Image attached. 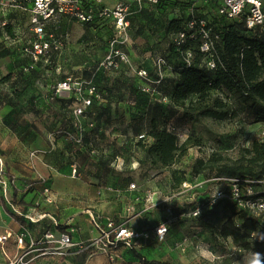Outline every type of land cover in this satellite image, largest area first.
<instances>
[{"label": "trees", "instance_id": "1", "mask_svg": "<svg viewBox=\"0 0 264 264\" xmlns=\"http://www.w3.org/2000/svg\"><path fill=\"white\" fill-rule=\"evenodd\" d=\"M203 1L202 10H199L198 6H196L197 0H160L155 4L144 3L141 8H137L138 10L134 11L130 17L131 33L134 39L138 29L137 26L133 25V17L136 13H141L143 10L147 12L151 11L150 13L153 14L157 10L166 13L169 8L176 5L180 6L182 12L168 20L166 24V31L170 34L171 38L167 53L164 56L155 55L151 57L149 67H144V61L141 58L140 64L135 63L136 54L134 52V45L132 46L134 65L136 68H144L148 73L143 81L136 74L132 73L126 65H122L118 70L110 73H114V77L118 80H123V78L132 79L141 92L154 98H160L162 102L191 110L201 109L200 114L204 116L224 118L226 115V112L222 110L226 106V103L220 96L215 97L211 103H207V99L213 91L232 94L245 107L246 114L252 121L257 122L256 124H264V26L249 29L246 26L245 15L228 17L219 12L220 0ZM132 8L135 10V7L132 6ZM192 11L194 12L193 14ZM205 12L210 14L209 19L205 18ZM193 17L198 20H204L205 24L202 25L198 21L193 28L189 27L188 22ZM92 23L107 25V39L112 36L113 26L109 20L96 16L93 20L83 24ZM22 25L21 22L20 26L22 27ZM204 31L208 32L207 36H204ZM180 33H184V37L177 44L175 38ZM7 36L9 38H6ZM12 39H18L12 24L6 26L0 24V57L10 56V59L14 58L13 60L20 61L21 72L23 74L30 72L31 75L35 71L40 72L38 70L40 64L42 66L44 64L47 70L51 69L50 66H52V69H55L56 55L59 50L51 51L49 60L53 64L49 65L50 63L46 64L43 59L34 61L25 54V38L16 42L15 45H10L9 42ZM206 41L209 44V48L204 50L202 46ZM139 49L143 55L144 47H140ZM159 60H161L160 63H158ZM100 62L95 68H86L84 71L86 75L84 73H81V75L62 74L60 78L54 79V82L45 83L44 85L48 89L42 92L40 96L25 91L17 92L13 89L7 80L11 79L14 74L10 76L9 73L10 78H5L6 76L1 77L0 81L8 85L9 88H12L10 98H14V103L16 104V108L11 111L13 112V116L25 111L20 109V107H23L22 103L24 102V104H27V107L30 106L31 108L38 106L39 101L42 100L52 103L67 113V115H63V118H61L63 127L59 128L58 131L56 130V132L51 131L54 135H57L56 138L69 139L74 146L75 152L82 148L86 150L88 158L93 160L94 163L95 161H104L108 164L107 167L109 169H116L112 163L118 157H122L125 163L127 161L138 162L139 159L136 158V155L137 149L141 147L142 143L140 141H143L142 138H149L150 140L147 145V153L152 162L155 165L160 164L164 167L178 164L191 146L199 144V141L194 140L183 128L174 124L162 127L154 116L148 123L149 125L144 128V132L140 131L139 123L135 119L122 117L115 119V115H120L122 111L119 104L113 103L114 95L118 92L111 88H109V92L105 91V88L109 87L105 82L107 78L104 76L108 71L100 67ZM210 63H213L214 66ZM26 67L28 68L27 70H25ZM69 75L91 78L98 88V93L102 96L100 100L94 97L92 104L86 108L84 114L79 118L76 117L73 111L77 103L76 97L64 98L55 93V87L58 82L66 79ZM36 79L38 83L42 82V78L38 77ZM142 83H144V89ZM169 83L172 84L171 88H168ZM193 95L198 97L195 103L192 104L194 106H186V101ZM17 104L20 106H17ZM109 104L115 105V110L111 113L108 108ZM151 106L149 105L146 108L145 118L147 119H149ZM27 111L35 112L39 119V108ZM129 111L132 113L136 111V113H140L137 115H143L144 108L133 104L129 107ZM188 113L187 111V115ZM107 114H109V117ZM102 117L112 120L129 119L133 124V132L138 134L137 138H126L125 142L121 141L123 144L121 148L117 147L114 149V152L109 153L103 145V138H98L102 131L96 122ZM30 126L41 132L38 129V125L34 122H24L20 125L22 131ZM141 134H144V137L140 138L139 135ZM121 151L125 152V155ZM247 152L252 154V156L244 159V161L234 165L222 164L216 166L215 178H226L227 180L237 178L240 180L242 186L250 185L254 188L255 192L251 197L256 198L264 195V190H262L264 189V141L253 139ZM79 155H81V152ZM77 169L80 172L79 165H77ZM203 169L204 161L202 159H199L194 164L191 177L187 175L185 170L173 168L171 172L173 187L179 190L184 182L196 184L195 180ZM215 180H217V183L222 182L221 179ZM34 181L37 183V180ZM209 184H212V182L208 183V194L202 200L197 201L194 198H190L189 202L169 201L164 203V208L162 207L163 212L167 215L170 208L172 216L175 218L169 225V230L175 221L183 223L194 222L210 236L221 238L225 244L226 240L231 238L234 245L241 247L244 251H252L253 255L259 257L264 262L261 259V256L264 254V220L251 215L235 199L223 197L213 202L211 196L213 188L211 189ZM195 187L197 189L201 186L197 185ZM190 190L186 189L187 192ZM226 191H230L229 186L226 187ZM146 199L147 196H144V202ZM155 206L161 207V202L152 207ZM198 206H203V210L199 215L194 216L189 214V212ZM152 207L148 209L144 207V230L153 231L155 226L161 222L151 226V219L148 216L151 214ZM220 211L225 216V219L220 224H214L211 218ZM16 219L22 220L18 217ZM59 227L62 231L68 230L67 226ZM121 244L123 242L119 246ZM6 246L9 249L11 244H7ZM144 264L171 263L162 260H148L144 257ZM199 264L206 263L202 262Z\"/></svg>", "mask_w": 264, "mask_h": 264}, {"label": "rangeland", "instance_id": "2", "mask_svg": "<svg viewBox=\"0 0 264 264\" xmlns=\"http://www.w3.org/2000/svg\"><path fill=\"white\" fill-rule=\"evenodd\" d=\"M203 2V0H197L196 6H198L199 10H202L201 6ZM133 7H135V10L137 9L135 5ZM150 12L143 10V12H138L133 17V25L138 27L134 39L135 43L133 44L136 54L135 63L140 64L141 58L144 61V67L150 66L151 57L155 55L164 56L167 53L171 38L170 34L166 31V24L168 20L179 15L182 10L180 6L176 5L169 8L166 13L159 12L158 10L154 14ZM204 16L207 19L210 18V14L207 12H205ZM107 30L108 26L102 23L81 24L76 21L64 20L61 22L59 28L62 48L56 55L55 69H52V66H50L51 69L47 70L44 64L43 66L40 64V68L38 69L40 72L35 71L30 75V72L26 74L21 72L20 61H12L9 58V63L4 61L3 64L0 61V65H5L6 63L11 66V70H15L9 72L10 76L11 74L16 75L15 80L11 84L13 89L17 92L25 91L40 96L42 92L48 89L44 84L54 82V79L60 78L62 74L81 75L86 68H95L107 53ZM140 47H144L143 55L140 53ZM45 63H50V60L45 61ZM52 64L50 63L49 65ZM5 66L7 67V65ZM9 73H4L5 78H10ZM104 76L107 78L105 82L109 86L105 88V91L109 92V88H111L118 92L114 95L113 103L119 104L122 111L120 115H115V119L120 117L135 119L139 123L140 131L144 132V128L149 125L148 123L154 116L162 127H168L172 124L177 125L186 130L188 135L193 137L194 140L199 141V144H194L189 148L187 154L178 164L171 167H164L160 164L155 165L147 153L149 138H142L143 141H140L142 144L137 149L136 155V158L139 159V164L135 165L138 167L135 169L130 168V170L135 172L134 179L136 183L144 182V196H156L155 200L158 197L159 202H161V207H152L150 216L147 215L151 219V226L166 219V213L162 209L165 202H189L190 198L199 201L204 199V196L208 194L207 185L209 182H212V184H209L211 189L223 186V182L221 184L215 180L216 166L222 164L234 165L244 161L246 158H250L252 154L248 153L247 149L250 147L252 140L259 139L264 141V134L262 133L264 124H256L257 122L252 121L247 116L245 107L237 100L235 95L224 94L220 91H213L211 93V96L207 99V103H211L217 96H220L226 103V106L222 109L226 112V115L224 118H217L201 115V109L191 110L182 106H173L170 103L160 101V98L144 94L130 78L118 80L114 77V73L110 72H107ZM38 77L42 78L43 83H38L36 79ZM105 82L103 81V83ZM171 87L172 84L169 83L168 88ZM197 98L195 95L191 96L186 101V106H194L192 104L195 103ZM22 104L27 110L39 108V119H35L37 117L35 112L31 113L34 116L32 120L38 121V129L40 131L56 132V130L58 131L59 128L63 127L61 118H63V115H67V113L52 103L42 100L39 101L38 106L33 108L27 107V104ZM133 104L144 108L143 115H137L140 113H136V111L134 113L129 111V107ZM149 105H152V109L150 107L151 112L149 111V119H147L145 118L146 108ZM20 109L24 110L21 107ZM187 111L189 112L188 115ZM135 140L133 141L137 142ZM119 146H114V149ZM121 152L125 155V152ZM199 159L204 161V169L197 176L195 182L196 185H200L201 187L197 189L196 187L191 188L189 192L182 187L179 190L174 188L171 176L172 169L180 168L185 170L187 175L191 177L192 168ZM70 163L71 161L67 162L69 166ZM93 163V160L89 158L86 161L83 159L82 167L95 166L100 169L108 168V164L104 161H95V165ZM132 166L134 165L132 164ZM66 181L67 185L69 182L72 183L77 192L83 190L84 186L93 185V181L87 180L83 176L70 178L67 175ZM144 204L148 205L149 203L145 201ZM74 205L76 207L74 208L75 213H78L77 211L81 208H77L75 203ZM146 206L144 205V207ZM85 209L81 212L85 213L87 208ZM69 211L71 212L73 209L71 208ZM224 219L225 216L220 211L211 218V221L214 224H220ZM63 224L65 223L60 225ZM178 224L174 225V227L172 226L171 232L168 233L162 246L164 248L161 246L157 248L160 251L159 254L154 256L157 260L168 261L171 264H199L202 262L206 264H264L259 257L253 255L252 251L243 250L238 252L233 248H229L221 238L210 236L194 222L183 223L178 221ZM177 229H179L180 233L176 232ZM180 238H182L181 242L187 238L186 243L183 245V242H180L181 247L177 244ZM178 248L181 249L179 257L177 255ZM161 251H164L163 254H161ZM149 256L151 257V255Z\"/></svg>", "mask_w": 264, "mask_h": 264}, {"label": "crops", "instance_id": "3", "mask_svg": "<svg viewBox=\"0 0 264 264\" xmlns=\"http://www.w3.org/2000/svg\"><path fill=\"white\" fill-rule=\"evenodd\" d=\"M9 57H0V61L9 63ZM5 65H0V78L4 73L13 71L11 66L6 63ZM15 78L16 75H13L7 80L8 84L11 85ZM11 90L12 88L0 81V156L7 176L15 178L13 183L7 185L0 182V235L11 233L5 243L0 242V264H8L9 257L18 250L16 235L24 231L28 233L25 239L28 244L31 240L39 239L48 229L61 230L59 226H67L68 230L74 228V240L86 242L98 234L94 219L101 222L109 218L118 221L129 219L131 228L144 230V205H147L144 204V182L136 183L135 172L130 170L137 168L135 165L138 162L125 163L122 157H118L124 161L121 168L100 169L95 166L83 168L82 162L88 158L87 152L82 148L75 152L69 139H56L51 131L39 132L31 126L24 131L21 130L20 125L24 122H34L38 125V121L32 120L34 116L25 106L22 107L25 110L23 113L13 116L11 111L16 108V104L15 99L10 98ZM114 106L108 105L110 113L115 110ZM96 123L102 131L98 138H103V145L109 153L114 151L116 145L122 147L121 141L125 142L126 138L138 136L133 132V124L129 119L112 120L102 117ZM68 161H71L70 166L67 164ZM74 164L81 167L78 177L83 176L93 181L92 186H84L79 192L72 183L69 182L67 185L66 181L67 175L70 178L74 177L72 176ZM41 176L48 178L53 192V202H47L44 198L43 183L38 181ZM31 180H37L35 186L26 187V182ZM130 182H135L136 187L130 188ZM155 197L153 196V199ZM74 203L77 208H81L78 213H75ZM152 206L154 205L149 203L145 208ZM71 208L73 211L70 212ZM85 208L87 211L81 212L86 210ZM17 217L22 220L16 219ZM62 223L65 224L60 225ZM174 225H179L178 221L172 224L173 227ZM176 232L178 233L179 229ZM181 239L177 243L180 247ZM164 241L165 239L158 240L152 231L150 237L134 239L132 246L121 244L116 250L117 257L114 261L105 253L89 256L87 252H80L64 257L44 255L31 264H144V257L148 260H157L154 256L160 253L157 248L162 247ZM7 244H11L9 249ZM163 252L161 251V254ZM180 253L181 249L178 248V257Z\"/></svg>", "mask_w": 264, "mask_h": 264}, {"label": "built area", "instance_id": "4", "mask_svg": "<svg viewBox=\"0 0 264 264\" xmlns=\"http://www.w3.org/2000/svg\"><path fill=\"white\" fill-rule=\"evenodd\" d=\"M160 0H0V24L6 26L12 24L18 39H12L9 44L15 45L21 39L25 38L26 46L24 52L34 61L43 59L49 60L51 51H57L62 48V40L59 35L61 22L64 20L76 21L81 24L93 20L96 16L103 17L111 22L113 26V34L108 39L107 53L100 62V67L108 72L118 70L122 65H126L129 70L136 74L142 81L147 76L144 68H136L134 65V57L132 46L135 43L133 34L131 33V20L134 11L132 6L141 8L144 3H158ZM219 12L228 17H238L245 15L246 26L249 29H255L258 26H264V0H220ZM194 12L192 11V14ZM202 25L204 20L192 18L188 25L193 28L197 22ZM22 22V27L20 23ZM208 32L204 31V36ZM184 37V33L176 36L175 41L179 44ZM6 38H9L8 36ZM209 44L206 41L202 49L207 50ZM131 50V51H130ZM159 60L158 63H160ZM214 66L213 63H210ZM159 65V64H158ZM160 66V65H159ZM28 68L26 67L25 70ZM144 89V83H142ZM55 93L64 98L76 97L77 103L74 106V114L77 118L84 114L87 107L92 104L94 97L101 99L98 88L91 78H82L69 75L66 79L58 82L55 87ZM264 134V129L262 131ZM182 136V134H181ZM140 138L144 134L139 135ZM184 138V137H183ZM116 168H121L124 161L120 158L113 163ZM79 172L77 164L72 166V176H78ZM221 179L223 186L213 188L211 196L213 202L216 200L229 197L235 199L240 206L247 209L251 215L264 220V195L259 197H251L255 190L250 185L242 186L237 178L227 180ZM43 183L42 193L47 202H53L52 188L48 183L46 176L38 179ZM14 177L9 178L6 173L5 165L0 156V182L4 185L13 183ZM222 182H220L222 184ZM249 182V180H247ZM264 183V181H263ZM36 181L26 182V187H31ZM226 184V185H225ZM197 186L190 182L182 184L183 189H191ZM230 187V191H226V187ZM136 187L135 182L130 183V188ZM248 196V197H246ZM150 197V196H149ZM147 201L151 205H156L159 200L149 198ZM203 210V206H198L189 214L199 215ZM175 220L172 216L171 209H168L166 219L161 221L153 229L156 238L163 241L169 232V225ZM94 225L98 230V234L86 242L76 241L73 238L74 228L67 231L48 229L37 240H31L26 244L25 239L28 235L26 231L16 235L18 250L9 257L8 264H31L41 256H69L75 253L87 252L89 256L97 253H105L114 261L117 257L116 250L119 244L132 246L134 239L138 237H150L151 230H135L129 226V219L118 221L114 219H106L101 222L94 219ZM11 236L10 232L0 235V242L5 243ZM184 239L182 245L186 243ZM229 248H233L238 252L243 251L239 246L233 244L232 239L226 240ZM264 260V254L261 256ZM49 264V263H47Z\"/></svg>", "mask_w": 264, "mask_h": 264}]
</instances>
